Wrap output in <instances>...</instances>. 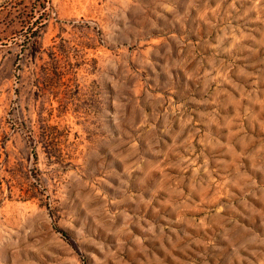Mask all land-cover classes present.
Masks as SVG:
<instances>
[{
	"label": "rangeland",
	"instance_id": "obj_1",
	"mask_svg": "<svg viewBox=\"0 0 264 264\" xmlns=\"http://www.w3.org/2000/svg\"><path fill=\"white\" fill-rule=\"evenodd\" d=\"M0 264H264V0H0Z\"/></svg>",
	"mask_w": 264,
	"mask_h": 264
}]
</instances>
